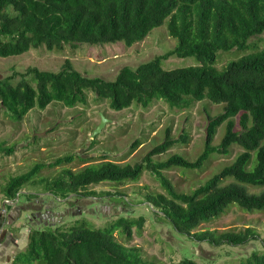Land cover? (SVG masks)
I'll use <instances>...</instances> for the list:
<instances>
[{"label":"trees","instance_id":"obj_1","mask_svg":"<svg viewBox=\"0 0 264 264\" xmlns=\"http://www.w3.org/2000/svg\"><path fill=\"white\" fill-rule=\"evenodd\" d=\"M167 20L169 35L178 42L176 48L135 69L124 67L114 81L82 74L70 60L59 72L30 67L25 73L0 80L1 104L19 122L33 109L45 110L54 102L69 108L85 105L88 91L100 100H108L116 111L134 103L148 108L155 100L178 109H188L205 99L223 104V113L208 117L205 149L196 161L173 155L167 161L154 162L155 156L188 140L186 132L176 140L168 129L164 142L139 164L103 161L78 172L64 169L54 179H40L35 184L62 199L71 195L85 197L95 194L88 191L89 186L136 182L148 170L166 194L149 193L146 202L178 233L213 247L246 245L260 239L252 227L192 233L201 224L219 218L232 204L249 212L264 211V193L252 194L247 189L264 186V49L253 50L256 46L252 43L264 34V0H0V57L21 56L43 47L62 51L65 46L80 44L122 42L132 47ZM232 50L249 53L228 62L223 70L216 68L218 53ZM172 56L194 57L199 65L165 70L162 62ZM224 123L226 134L221 144L214 146L217 130ZM137 145L138 142L133 146ZM233 145L244 151L191 193L179 192L164 174L174 167L201 169L211 155H229ZM1 151L11 154L13 148L0 147ZM253 152L256 162L252 166ZM74 159L59 158L50 166L71 164ZM44 166L36 165L28 173L12 177L3 189L8 200L22 196L21 190L36 179ZM144 223V217H121L101 229L85 221L69 228L33 229L26 249L12 264H146L139 247H128L114 235L119 231L130 239L133 227L142 230ZM178 264L198 263L184 259ZM240 264H264V250L254 252Z\"/></svg>","mask_w":264,"mask_h":264},{"label":"rangeland","instance_id":"obj_2","mask_svg":"<svg viewBox=\"0 0 264 264\" xmlns=\"http://www.w3.org/2000/svg\"><path fill=\"white\" fill-rule=\"evenodd\" d=\"M167 23L168 20L132 47L122 42L80 44L76 47L65 46L62 51H48L43 47L21 56L0 57V80L15 73H25L30 67L59 72L66 60H70L82 74L114 81L124 67L135 69L176 48L178 42L169 35ZM252 43L256 46L253 50L264 49V34L252 40ZM248 53L221 51L215 67L223 70L228 62ZM196 65L199 62L194 57L172 56L162 62L165 70ZM87 94L88 102L85 105L69 108L54 102L45 110L33 109L21 122L13 120L0 101V147L13 148L11 154L0 152V264L13 263L16 256L26 249L29 233L33 229L49 226L69 228L78 221L101 229L121 217L135 220L144 217L143 229L133 227L130 239L119 231L114 235L118 242L128 247H139L146 264H178L184 259L198 264H240L254 252H263L264 211L249 212L232 204L219 218L201 224L192 233L206 230L241 231L252 227L259 234L258 240L243 246L225 244L220 247L194 241L191 235L178 233L157 214V209L146 202L149 193L166 194L160 181L148 170H144L136 182H103L89 186L88 191L95 194L85 197L71 195L68 199H62L47 192L43 185L35 184L40 179H54L64 169L78 172L85 166L103 161L132 166L139 164L154 147L164 142L168 129L176 140L186 132L188 140L186 143H176L161 156H155L154 162L167 161L173 155L196 161L205 149L208 117L223 113L224 106L205 99L188 109H178L163 100H155L148 108L134 103L127 109L116 111L110 108L108 100L98 99L92 91ZM103 117L108 121L102 131L93 137ZM226 130L227 123L218 128L214 146L221 144ZM136 142L139 145L134 147ZM243 151L238 145H233L229 155L213 154L201 169L174 167L165 170L164 174L179 192L188 194L232 164ZM66 156H74L73 163L50 166ZM255 162L256 152H253L252 166ZM39 164L45 166L34 182L21 190L22 196L15 201L8 200L3 189L10 179L28 173ZM247 189L252 194L264 193V186H247ZM29 194L34 196L28 198ZM46 210L56 217L47 225L44 219L36 217V213L43 214Z\"/></svg>","mask_w":264,"mask_h":264},{"label":"flooded vegetation","instance_id":"obj_3","mask_svg":"<svg viewBox=\"0 0 264 264\" xmlns=\"http://www.w3.org/2000/svg\"><path fill=\"white\" fill-rule=\"evenodd\" d=\"M41 213H36V217H39L40 219H44L43 221H45L44 223H46L45 225H47V223H49L50 221H54L56 219L55 214L53 212H50L49 210H46L45 213L41 214ZM41 216V217H40Z\"/></svg>","mask_w":264,"mask_h":264},{"label":"water","instance_id":"obj_4","mask_svg":"<svg viewBox=\"0 0 264 264\" xmlns=\"http://www.w3.org/2000/svg\"><path fill=\"white\" fill-rule=\"evenodd\" d=\"M107 119H105L104 117H103V122L101 123V125L96 129V131L94 132V134H93V137H95L97 134H99L101 131H102V129L104 128V126H105V124L107 123Z\"/></svg>","mask_w":264,"mask_h":264}]
</instances>
